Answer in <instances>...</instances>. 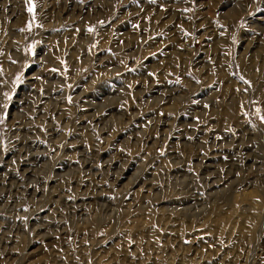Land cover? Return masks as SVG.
<instances>
[{
    "label": "rangeland",
    "instance_id": "obj_1",
    "mask_svg": "<svg viewBox=\"0 0 264 264\" xmlns=\"http://www.w3.org/2000/svg\"><path fill=\"white\" fill-rule=\"evenodd\" d=\"M0 264H264V0H0Z\"/></svg>",
    "mask_w": 264,
    "mask_h": 264
},
{
    "label": "snow or ice",
    "instance_id": "obj_2",
    "mask_svg": "<svg viewBox=\"0 0 264 264\" xmlns=\"http://www.w3.org/2000/svg\"><path fill=\"white\" fill-rule=\"evenodd\" d=\"M31 11V9H29Z\"/></svg>",
    "mask_w": 264,
    "mask_h": 264
}]
</instances>
